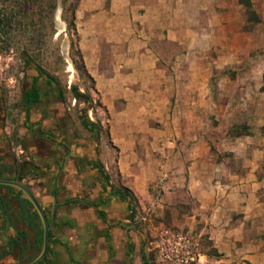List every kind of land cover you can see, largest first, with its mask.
Returning <instances> with one entry per match:
<instances>
[{
    "label": "rangeland",
    "instance_id": "obj_1",
    "mask_svg": "<svg viewBox=\"0 0 264 264\" xmlns=\"http://www.w3.org/2000/svg\"><path fill=\"white\" fill-rule=\"evenodd\" d=\"M127 2L137 6L130 17L150 6L146 20L128 38L108 32L98 39L103 54L88 55L93 63L102 55L111 68L103 79L107 108L72 63L69 2L0 0V17L11 20L0 26V159L11 173L24 167L26 183L37 175L46 190L54 176L60 192L86 197L96 184L84 161L95 159L113 189L133 195L120 213L125 219L129 206L135 211L125 222L133 246L126 263L142 264L145 254L153 264H176L163 251L184 237V252L194 258L187 264H197L215 252L210 215L198 211L186 186L194 160L205 159L208 190L217 184L222 158L264 165V156L249 149H264V0H80L75 25L85 46L95 43L89 21L109 27L113 4L124 9ZM35 64L55 78L61 96ZM36 77L41 102L26 121L22 94ZM71 86L88 93L91 103L75 100ZM82 118L96 125L95 133ZM18 146L27 159L17 158ZM77 158L83 161L75 173ZM14 221L19 218L5 216L4 226ZM6 260L0 264H11Z\"/></svg>",
    "mask_w": 264,
    "mask_h": 264
},
{
    "label": "crops",
    "instance_id": "obj_2",
    "mask_svg": "<svg viewBox=\"0 0 264 264\" xmlns=\"http://www.w3.org/2000/svg\"><path fill=\"white\" fill-rule=\"evenodd\" d=\"M141 6L145 8V14L130 17V13L136 12V5L134 8L127 2L124 9H117V4L114 3L112 11L117 14L108 20L109 27L105 23L96 26L90 20L89 35L95 38L91 50L85 46L81 32L77 33L78 47L83 54L84 63L94 79V88L102 96L107 108L109 106L103 79L111 68H108L102 55L95 57V63L89 60L88 55L91 52L96 55L103 54L105 46L98 39L106 36L108 32L112 31L122 38L130 37L134 25L137 22L143 23L151 8L147 5ZM243 135L230 139L235 141L252 134ZM249 149L264 156V149ZM223 160L224 158L218 163L217 184L209 190L205 159H195L186 178V186L195 200L194 206L198 211L206 210L210 215L207 233L215 252L201 255L197 264H264L263 162L249 157L234 161L235 163H225ZM82 161L83 159L77 158V163L71 165L75 173ZM84 162L96 184V193L89 197L79 192L70 196L60 192V185L56 184L54 176L46 190L40 188L42 179L37 175L31 182L26 183L24 167L19 166L11 173L4 169L0 159L3 176L8 179L22 176L21 181L37 197L48 221L47 251L37 264L41 261L40 264H127L131 256L133 246L129 227L125 225V222H129V217L124 219L120 214L121 209L127 208V200H122L117 190L112 188L110 180L104 178L107 173H100L98 166L96 167L98 161L86 159ZM59 166L61 168L62 164ZM37 168L32 167L31 170L35 169L38 173ZM1 188L4 191H0V260L7 257L6 261L11 264H27L42 249V239L40 245L38 241L41 222L38 225L33 216L34 209L26 205V198L21 192L14 188ZM9 215L18 217L19 221L5 227L4 217ZM120 231L125 232V238L120 237Z\"/></svg>",
    "mask_w": 264,
    "mask_h": 264
},
{
    "label": "trees",
    "instance_id": "obj_3",
    "mask_svg": "<svg viewBox=\"0 0 264 264\" xmlns=\"http://www.w3.org/2000/svg\"><path fill=\"white\" fill-rule=\"evenodd\" d=\"M68 2H69V4L66 6V11L69 13V15L65 18L66 28H67L68 31H72L73 35L75 36V40L71 41V43H70L71 49L73 50V54L75 56V58H72V63L75 66V68L77 69V71L80 73V76H82V77L86 78L87 80L91 81L93 83V85H94V79L90 75V73L88 72V70L86 68V65L84 63L83 55H82V53H81V51H80V49L78 47V34L76 32V25H75V11L77 9V6H78L80 0H63V3L65 5ZM3 25H5V26L11 25V20L7 16L3 17V15H2L0 17V26H3ZM35 69H36V71L39 74H42V75H44L46 77L47 83L49 85H53L54 87L57 88L58 94H59V96H61L62 92L59 89V85L57 84L55 78L52 75H50L49 73H47L38 64H35ZM70 90H71V93H72L73 98L75 100L91 103V97H90V95L88 93L80 92V90L76 86H71ZM40 100H41L40 89H39V86L37 85V77H36V78L32 79V84H31L30 88L22 94V103H23V108H24V111H25V120L26 121H29V118H30L29 115H30L31 107L33 105H35V104H38L40 102ZM81 124L88 131H90L92 134L95 133L94 132V128L96 127V125H94V123L86 121V120H84L82 118L81 119ZM97 166H98V169H99L100 173H104L103 166L100 163L98 165H96V167ZM3 173H4L3 168L0 167V177L8 178L6 176H3ZM104 178L106 180H109V177L106 174L104 175ZM12 179H16L18 181H21L22 180V176H17V177L12 178ZM0 187H5V188L12 189V187H9V186L7 187V186L0 185ZM116 192H117L118 196L122 200H128L130 197L133 196L132 192L126 187H122L121 189H118ZM24 200H25L26 205L33 209L31 203L27 199H24ZM100 214L102 215V213H100ZM134 215H135L134 209L131 206H129V221H131L134 218ZM33 216H34V218L37 219L38 225H40V221L38 219V215H37V213L35 211H33ZM41 239H42V229H40L39 233H38L39 245L41 244ZM141 260H142V264H153V263H151L152 262L151 259H149L148 256H146L145 254L141 255Z\"/></svg>",
    "mask_w": 264,
    "mask_h": 264
},
{
    "label": "water",
    "instance_id": "obj_4",
    "mask_svg": "<svg viewBox=\"0 0 264 264\" xmlns=\"http://www.w3.org/2000/svg\"><path fill=\"white\" fill-rule=\"evenodd\" d=\"M58 12L59 10L56 12V17L58 16ZM0 185L12 187L17 191L21 192V194L31 203L34 211L38 215L43 230L42 249L40 253L33 260L27 263V264H37L44 257L48 246L49 224L42 209V206L40 205L34 193L24 182L0 177Z\"/></svg>",
    "mask_w": 264,
    "mask_h": 264
},
{
    "label": "built area",
    "instance_id": "obj_5",
    "mask_svg": "<svg viewBox=\"0 0 264 264\" xmlns=\"http://www.w3.org/2000/svg\"><path fill=\"white\" fill-rule=\"evenodd\" d=\"M16 155L17 158L27 159L25 151L21 146L16 148ZM185 242L187 241H185L184 237H179L177 241L168 243V246L164 248L163 254L176 264H187L192 262L194 260L193 256H190L188 252H184V248L186 247Z\"/></svg>",
    "mask_w": 264,
    "mask_h": 264
},
{
    "label": "flooded vegetation",
    "instance_id": "obj_6",
    "mask_svg": "<svg viewBox=\"0 0 264 264\" xmlns=\"http://www.w3.org/2000/svg\"><path fill=\"white\" fill-rule=\"evenodd\" d=\"M37 82H38V79H37ZM37 85H38V84H37ZM40 95H41V93H40ZM40 102H41V100H40ZM40 102H39V103H40ZM97 164H98V163H97Z\"/></svg>",
    "mask_w": 264,
    "mask_h": 264
},
{
    "label": "bare ground",
    "instance_id": "obj_7",
    "mask_svg": "<svg viewBox=\"0 0 264 264\" xmlns=\"http://www.w3.org/2000/svg\"><path fill=\"white\" fill-rule=\"evenodd\" d=\"M70 68H71V70H73V67L70 66Z\"/></svg>",
    "mask_w": 264,
    "mask_h": 264
}]
</instances>
